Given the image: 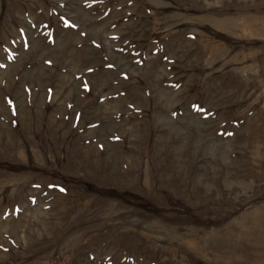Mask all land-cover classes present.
<instances>
[{
  "label": "rangeland",
  "instance_id": "obj_1",
  "mask_svg": "<svg viewBox=\"0 0 264 264\" xmlns=\"http://www.w3.org/2000/svg\"><path fill=\"white\" fill-rule=\"evenodd\" d=\"M0 264H264V0H0Z\"/></svg>",
  "mask_w": 264,
  "mask_h": 264
}]
</instances>
